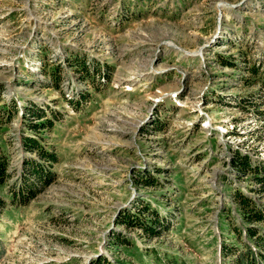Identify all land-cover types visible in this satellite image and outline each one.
Instances as JSON below:
<instances>
[{
	"label": "rangeland",
	"instance_id": "obj_1",
	"mask_svg": "<svg viewBox=\"0 0 264 264\" xmlns=\"http://www.w3.org/2000/svg\"><path fill=\"white\" fill-rule=\"evenodd\" d=\"M251 63L263 76L264 0H0L5 186L39 156L22 137L56 156L28 205L0 187V264H237L258 245L234 194L264 206ZM141 203L156 236L121 221Z\"/></svg>",
	"mask_w": 264,
	"mask_h": 264
},
{
	"label": "trees",
	"instance_id": "obj_2",
	"mask_svg": "<svg viewBox=\"0 0 264 264\" xmlns=\"http://www.w3.org/2000/svg\"><path fill=\"white\" fill-rule=\"evenodd\" d=\"M226 65H232V62L227 61ZM258 69V66L251 63L246 68L248 76L242 77L245 83H248L250 80L254 81L256 77H259L260 80L257 83H261L258 91L249 94V96L244 98L243 102L245 103L255 105L258 104L255 103L254 100H252L251 96L258 98L260 97L261 99H263V101H261L264 103V69L263 76L261 75V73H259ZM51 75L54 80L55 86H57L60 80V66L56 65L53 68ZM253 111L256 112V114H263L264 120V108L262 110V108L254 107ZM40 113V110L35 109V115H38ZM40 117L37 118L39 119ZM258 117L261 116L259 115ZM28 123L30 124V127H36V125L45 124V122H40V124L36 123L34 117H32ZM22 144L27 150L34 151L39 156L34 159L33 157H31L26 160L24 165V174L20 177V182L18 183V185H14V187L11 188L5 186L10 177L9 156L7 152H5L0 146V187H3L6 191V194L9 197L7 199L8 201H10L12 206H26L29 204L31 199H33V197L36 195L37 190L40 188L38 183H43V185H45L47 184L49 179L52 178V172L48 167V163H52L56 160L55 154L46 150L42 146V144L32 136L22 137ZM41 159L46 160L48 163L44 165L43 163H41ZM247 162V160H240L236 165L237 167H239V169H250L251 172H254V167L251 164H247ZM262 165L263 182L262 180L260 181L264 185V164ZM253 174L255 175V173ZM234 198L245 223L247 222L253 224L246 225L241 232L245 234L247 238L253 240L256 245H258V247L254 249L252 248V250L247 246L246 254H241L236 259L237 264H262V262L264 261V256L260 252V247L263 246L264 248V233H258L256 235L257 231L255 230L254 224L256 225L260 223L264 225V206L258 207L248 196L238 192L234 194ZM5 206L6 201L0 197V211H2ZM121 219V221H124L127 225L140 227L147 237L156 236L158 234V231H160L165 226L163 218L160 217L154 209L150 208L148 204L142 203L136 207L135 212H124L121 216ZM238 234L239 232L237 231L236 235ZM2 253L3 248L0 245V257ZM95 264L113 263L106 258H101L96 261Z\"/></svg>",
	"mask_w": 264,
	"mask_h": 264
}]
</instances>
